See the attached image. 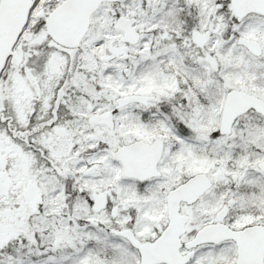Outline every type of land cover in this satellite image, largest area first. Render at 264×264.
I'll list each match as a JSON object with an SVG mask.
<instances>
[{"label": "rangeland", "instance_id": "obj_1", "mask_svg": "<svg viewBox=\"0 0 264 264\" xmlns=\"http://www.w3.org/2000/svg\"><path fill=\"white\" fill-rule=\"evenodd\" d=\"M60 1L39 0L30 22ZM227 1L190 0L182 4V0H148L142 4L124 0L99 8L80 47L87 71L88 108L96 103L94 112L106 113L115 108V97L138 93L157 96L163 110L160 112L155 105L124 108L115 116L112 134L102 135L104 129L92 127L91 117L85 126L80 123L82 131L88 128L87 146L77 152L78 159L73 161L77 182L72 187L79 185L82 189L81 200L74 194L68 213L57 187L52 195L55 207L46 211L58 217L33 220L29 230L43 234V243H53L52 253L44 255L47 251L34 249L32 255L27 250L22 252L24 256L19 254L22 258L7 264H137L136 252L124 240L101 229L76 224L70 216L112 228L130 224L138 238H151L166 221L167 191L195 173L207 175L212 187L197 203L181 208L190 216L189 232L213 220L224 204L229 207L225 223L231 228L254 220L264 223V176L256 167L264 159V120L249 113L234 124L229 136L213 135L225 92L237 88L259 97V77L264 75L259 70V60L236 46L234 38L239 35L259 42L263 23L256 16L235 22L225 14ZM179 3L185 7L182 12ZM192 6L198 11L195 18L199 32L207 30L208 35L200 47L193 43L188 29L184 36L186 33L180 34L175 26H185L181 20ZM117 14L136 19L134 27L141 35L136 46L121 44L115 25ZM207 18L214 19V29L204 27ZM59 57H53L52 66ZM10 78L16 80V75L10 74ZM142 112L147 113L145 122L139 118ZM95 133L103 136V147H95L99 143L93 139ZM154 139L164 142L158 164L160 176L146 183L125 178L109 151L117 144ZM88 164L97 166V170L87 174ZM97 192L107 193L108 208L94 213L88 198ZM113 208L116 216L112 219ZM45 228L50 229L47 234L42 233ZM191 253L189 264H231L234 259V247L229 242L202 245Z\"/></svg>", "mask_w": 264, "mask_h": 264}, {"label": "flooded vegetation", "instance_id": "obj_2", "mask_svg": "<svg viewBox=\"0 0 264 264\" xmlns=\"http://www.w3.org/2000/svg\"><path fill=\"white\" fill-rule=\"evenodd\" d=\"M184 2H190V0H182L181 3L184 4ZM177 6L180 12L185 9L180 3ZM224 11L232 18L230 0L227 1ZM197 16L198 11L192 6L184 15V21L181 20V22H185V26L182 23L175 24V26L179 28L180 34L186 33L184 36H187L189 32L188 35L193 43L200 47L199 44L203 43L208 35L207 30H204L203 34L199 32L198 22L195 18ZM45 17L46 15L41 12L37 18L32 19L26 25L23 31L27 33V36L20 35L16 43L22 52L20 65L18 67L6 66L0 76L1 248H7V243L14 239L13 235H19L21 240L23 233H25V240L30 237L29 230L33 226V220L58 217L54 213L48 212L49 209L55 207L56 201L53 200L52 195L58 188L63 197V208L68 213H71L68 203L72 202L74 194L81 200V195L84 194L82 189L79 188V185H76V189L72 187L77 182L73 161L78 159L79 153L77 152L87 146L86 130L88 128L86 130L84 128L82 131L80 123H84L82 125L85 126L87 118L91 117L92 127L104 129V132H101L102 135L105 132L112 134L115 128V116L121 110L128 107L142 109L149 107L131 104L121 109L115 107L106 113L94 112L93 107L96 106V103L88 108L87 71L82 51L81 49H64L54 45L44 31ZM256 17L259 18V22L263 23V29L259 34V42L257 41L260 53L255 58L259 60V70L264 71V18ZM211 20L214 21V19L207 18L204 27L208 29L213 26L214 29L216 25ZM238 21L235 20V22ZM177 22L179 21L177 20ZM238 37L239 35L234 36L235 44ZM236 46L238 45L236 44ZM242 48L248 53L244 47ZM57 54L60 55L59 60L52 66V59ZM193 57H196V54ZM34 62L35 66L29 65ZM46 64L50 68L49 66L45 67ZM10 74H15L16 80L11 79ZM232 89L246 92L237 88L229 90ZM258 98L264 102V75L259 77ZM109 113L113 116L114 127L112 130H109L100 119L101 116ZM139 118L145 122L148 120L147 113L142 112ZM259 118L264 120L260 115ZM102 135L95 133L96 139H93L99 140L95 147L104 146ZM117 146L119 144L114 148ZM95 170H97V166L91 167L88 164L87 174H92ZM149 181L151 180H146V182ZM95 195H104L105 197L104 205L101 208H97L95 205L93 199ZM88 203L91 204L92 212L97 213L108 208V195L103 192L93 193L91 199L88 198ZM111 212L116 213V209H111ZM187 215L186 233L182 237V241L187 240L185 237L190 224V216ZM70 218L74 223L87 225L90 228L103 231L105 227L98 222H96L97 225H88L86 221L81 222L72 216ZM212 221H214V216ZM131 227L132 225L127 224L117 229H130L136 235V231ZM49 231L50 229L45 228L42 232L48 233ZM27 241L29 242L30 239L27 238ZM28 246L32 247L33 242L28 245L26 243V247Z\"/></svg>", "mask_w": 264, "mask_h": 264}, {"label": "water", "instance_id": "obj_3", "mask_svg": "<svg viewBox=\"0 0 264 264\" xmlns=\"http://www.w3.org/2000/svg\"><path fill=\"white\" fill-rule=\"evenodd\" d=\"M119 1L121 0H64L46 17V33L54 43L66 48H75L86 34L89 19L100 4ZM34 2L35 0H0V73L9 57L13 65H18L21 60L20 50L16 48L12 51V48L26 24ZM231 8L237 18H243L248 14L264 17V0H231ZM133 23V19L125 17L117 19L118 28L123 32L121 39L128 44H134L139 39V35L131 27ZM237 44L245 47L250 54L259 56L258 43L239 38ZM155 100L156 98L153 97L133 95L119 98L116 103L120 108L130 103L146 105L149 101ZM249 110L264 116V102L241 91H229L222 105L218 133L230 134L234 120ZM100 119L112 129L111 114L101 116ZM162 149L163 143L159 140H155L150 145L136 141L129 145L118 146L111 156L120 162L125 177L143 181L159 175L156 166ZM258 168L264 173V161L258 164ZM209 187L210 182L207 177L198 174L170 190L166 195L167 225L153 241L141 243L129 230L108 229L107 232L126 239L137 250L139 264H185L189 254L180 255L181 247L189 250L202 243H219L223 240L235 242L237 247L235 264H263L264 228L256 225L241 231L229 230L219 223L226 213V208L216 215L218 221L216 224L203 227L191 241L183 245L180 243L186 216L179 214V204L193 203ZM94 200L97 208L104 203L102 197L94 196Z\"/></svg>", "mask_w": 264, "mask_h": 264}, {"label": "trees", "instance_id": "obj_4", "mask_svg": "<svg viewBox=\"0 0 264 264\" xmlns=\"http://www.w3.org/2000/svg\"><path fill=\"white\" fill-rule=\"evenodd\" d=\"M167 114V113H166ZM169 116V115H168ZM176 125V124H175ZM260 220V219H259ZM262 221V220H260ZM264 224V223H263ZM27 238H30L31 242H33V248L34 249H41V250H44V251H47V254H51V249L49 248H52V246H50L51 244L49 245H43L44 243H41V240H40V235L39 234H34L32 237H27ZM27 238L25 240V238L23 237V239L21 240L20 239V236L19 235H16L14 236V241H13V244H12V247L9 248L6 253L8 255V259L7 261L9 262L11 259L15 258V257H18V253L20 252V248L19 245H26L27 242ZM33 255V253H32ZM0 264H4V261H2V259L0 258Z\"/></svg>", "mask_w": 264, "mask_h": 264}]
</instances>
